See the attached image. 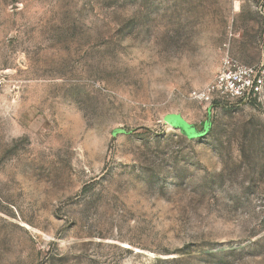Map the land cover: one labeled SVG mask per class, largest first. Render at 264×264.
<instances>
[{
  "label": "rangeland",
  "instance_id": "1",
  "mask_svg": "<svg viewBox=\"0 0 264 264\" xmlns=\"http://www.w3.org/2000/svg\"><path fill=\"white\" fill-rule=\"evenodd\" d=\"M226 53L264 0H0V264H264V94L190 97Z\"/></svg>",
  "mask_w": 264,
  "mask_h": 264
},
{
  "label": "built area",
  "instance_id": "2",
  "mask_svg": "<svg viewBox=\"0 0 264 264\" xmlns=\"http://www.w3.org/2000/svg\"><path fill=\"white\" fill-rule=\"evenodd\" d=\"M264 94V66H244L227 53L218 73L202 89L193 90L191 99L206 106L249 101Z\"/></svg>",
  "mask_w": 264,
  "mask_h": 264
},
{
  "label": "water",
  "instance_id": "3",
  "mask_svg": "<svg viewBox=\"0 0 264 264\" xmlns=\"http://www.w3.org/2000/svg\"><path fill=\"white\" fill-rule=\"evenodd\" d=\"M175 122L183 129L184 133H186V134L188 133L187 127L182 122H180L179 120H177Z\"/></svg>",
  "mask_w": 264,
  "mask_h": 264
}]
</instances>
